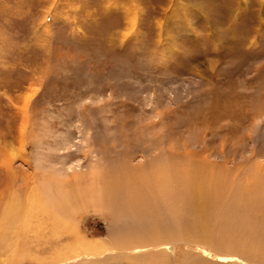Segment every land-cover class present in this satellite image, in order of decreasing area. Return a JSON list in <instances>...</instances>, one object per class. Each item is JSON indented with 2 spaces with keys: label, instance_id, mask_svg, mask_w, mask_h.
Returning <instances> with one entry per match:
<instances>
[{
  "label": "rangeland",
  "instance_id": "1",
  "mask_svg": "<svg viewBox=\"0 0 264 264\" xmlns=\"http://www.w3.org/2000/svg\"><path fill=\"white\" fill-rule=\"evenodd\" d=\"M134 132L167 134L212 164L202 194L224 209L205 217L201 237L209 240L225 213L245 217L244 231L264 230V189H245L264 164V0H0V159L36 172L21 195L35 187L77 202L71 217L80 232L107 246L80 264H264V247L249 244L248 230L241 250L226 237L112 245L116 219L92 200V177L104 164L102 145L121 150L120 135ZM135 153L133 164L154 151Z\"/></svg>",
  "mask_w": 264,
  "mask_h": 264
},
{
  "label": "bare ground",
  "instance_id": "2",
  "mask_svg": "<svg viewBox=\"0 0 264 264\" xmlns=\"http://www.w3.org/2000/svg\"><path fill=\"white\" fill-rule=\"evenodd\" d=\"M248 108L251 106L249 105ZM175 121L178 120L175 119ZM138 129L140 128L137 127ZM157 133H148L145 138L141 133L136 134L135 132L131 136L120 135L124 144V148L121 150H116L114 143L101 147L100 152L104 164L97 172L98 175L92 177L97 181L95 197L92 200L95 199L94 203L101 206L100 211L108 213L116 219L113 228H111L114 238L110 241L112 245L125 250L149 244L164 245L163 242L188 240L190 242L192 239L213 245V237H226L227 247L233 248L236 245L242 247L248 244L244 239V232L248 230L246 238L249 237V241H253L249 244L256 249L257 245L263 248L264 232L260 231L263 229L254 228L244 231V225L248 224L246 218L236 216V214L217 215V218L220 217L219 219L223 223L220 222L218 227L215 224L214 231L210 230V234L208 232L210 241L201 237L206 229L205 217L213 216L214 218L216 211L220 212V209H224L223 205L216 206V208L212 199H205L202 194L201 187L211 183L214 175L210 171L212 167H208L209 169L206 167L212 164L195 150L184 149L182 152L179 150V145L168 143L167 134ZM135 150L154 151V154L150 153L151 156L143 163L133 164L131 161L136 155V153L133 154ZM22 161L29 166L30 160L27 155L25 157L24 154L22 155ZM255 173L258 177L253 175L250 178L253 183L245 187L248 192L256 188L264 189V164L259 163ZM223 174L221 172L217 175H222L227 183L234 181L233 178L227 179L231 175ZM34 175H37L34 171L29 174L17 170L4 156L3 160L0 159V262L9 264L19 263L24 259H35L45 264H65L82 256L79 259L80 264V262L87 261L91 255L105 250L107 246L102 240L85 238L80 232L78 224L72 219V207L77 203L75 199L74 203L70 202L63 196L64 192L63 194L61 191L55 190H53L55 198H52L44 189L39 191L35 190V187L34 190H29L26 194L21 195L23 189L27 187L28 179ZM18 177L21 183L16 185ZM255 181L256 184H254ZM7 184H10L9 189ZM204 195L206 194L204 193ZM75 196L74 198H76ZM229 198L232 197L229 195ZM78 199L80 200L79 197ZM199 218L201 221L198 220ZM258 221L264 222V216ZM231 222L234 227L239 226L240 228L236 227L235 231L228 233L227 230ZM65 232L72 234V240L62 245L58 244L59 237ZM195 232L199 233V238L194 235ZM39 248H42V253H39L41 251ZM251 248L250 250L253 251ZM157 255L152 253L147 257L150 259ZM160 255L163 257V254ZM84 256L85 258H83Z\"/></svg>",
  "mask_w": 264,
  "mask_h": 264
}]
</instances>
